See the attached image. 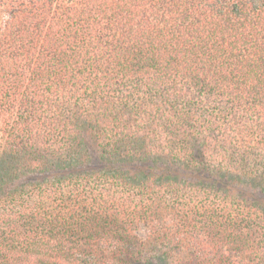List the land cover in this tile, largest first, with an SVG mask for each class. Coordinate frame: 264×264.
Instances as JSON below:
<instances>
[{"label":"trees","instance_id":"trees-1","mask_svg":"<svg viewBox=\"0 0 264 264\" xmlns=\"http://www.w3.org/2000/svg\"><path fill=\"white\" fill-rule=\"evenodd\" d=\"M0 264H264V0H0Z\"/></svg>","mask_w":264,"mask_h":264},{"label":"rangeland","instance_id":"rangeland-1","mask_svg":"<svg viewBox=\"0 0 264 264\" xmlns=\"http://www.w3.org/2000/svg\"><path fill=\"white\" fill-rule=\"evenodd\" d=\"M147 229L144 226H141L138 230V234L140 237L144 238L146 236Z\"/></svg>","mask_w":264,"mask_h":264}]
</instances>
